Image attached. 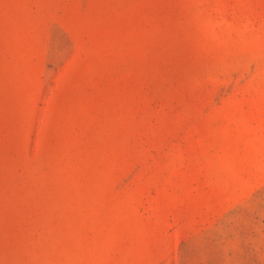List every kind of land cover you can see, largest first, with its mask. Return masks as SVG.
<instances>
[{
	"label": "rangeland",
	"instance_id": "374dc122",
	"mask_svg": "<svg viewBox=\"0 0 264 264\" xmlns=\"http://www.w3.org/2000/svg\"><path fill=\"white\" fill-rule=\"evenodd\" d=\"M0 264H264V0H0Z\"/></svg>",
	"mask_w": 264,
	"mask_h": 264
}]
</instances>
